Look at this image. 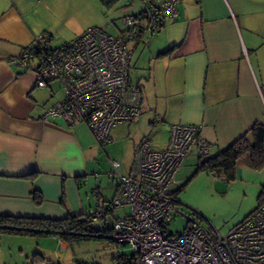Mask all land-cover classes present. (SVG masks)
<instances>
[{
    "label": "crops",
    "instance_id": "obj_1",
    "mask_svg": "<svg viewBox=\"0 0 264 264\" xmlns=\"http://www.w3.org/2000/svg\"><path fill=\"white\" fill-rule=\"evenodd\" d=\"M106 8L101 0H0V214L60 218L85 212L79 196L68 199L64 191L78 188V178L88 175L99 149L96 141L83 123L44 118L50 106L33 92L27 74L33 65L19 67L12 61L39 34L63 43L89 27L106 29ZM175 8L177 16L166 19L149 39L142 34L131 41L129 76L134 72L137 81H131L140 91L141 106L133 130L126 127L129 141L134 149L142 134L153 130L166 135L164 145L152 143L163 150L170 125L200 124L212 157L254 123L264 124V0H177ZM139 44L146 48L135 56ZM119 125L110 129V139ZM197 160L191 155L183 165L196 166ZM236 178L251 181L253 192L259 188L255 209L264 169L254 170L242 160ZM235 184L216 194L211 181L207 192L209 197L237 190L245 195V187ZM33 191L42 196L41 209L34 205ZM107 202L101 199L97 206ZM66 245L60 242L62 248Z\"/></svg>",
    "mask_w": 264,
    "mask_h": 264
},
{
    "label": "built area",
    "instance_id": "obj_2",
    "mask_svg": "<svg viewBox=\"0 0 264 264\" xmlns=\"http://www.w3.org/2000/svg\"><path fill=\"white\" fill-rule=\"evenodd\" d=\"M149 1L139 16L124 18L126 38L95 26L50 47V36L39 34L31 49L13 59L19 67L33 65L36 88H46L51 81L60 84L63 99L48 107L44 118L68 124L81 121L103 147L113 126L139 117L141 95L129 76L133 50L126 40L138 37V31L149 39L166 19L177 16V0ZM201 129L200 124L170 125L163 150L143 138L134 147L125 175L118 173L119 162L109 159L120 188L106 209L128 210L113 221L110 237L117 249L129 245L132 255L127 264H264V202L223 235L196 223L180 235L169 230V217L177 212L173 192L180 168L191 155L208 156L209 143L201 138ZM103 216L99 210L95 219Z\"/></svg>",
    "mask_w": 264,
    "mask_h": 264
},
{
    "label": "rangeland",
    "instance_id": "obj_3",
    "mask_svg": "<svg viewBox=\"0 0 264 264\" xmlns=\"http://www.w3.org/2000/svg\"><path fill=\"white\" fill-rule=\"evenodd\" d=\"M142 9L141 0H112L109 7L105 9L108 19L107 27L104 29L111 35H123L126 38L125 31L127 26L124 23V18L131 14L139 13ZM142 40L144 41V38ZM131 41L126 40L128 47L133 46ZM60 44L51 41L49 46H59ZM143 47L142 44H139L138 48L134 50V55L136 56V54L146 48ZM27 74L31 75L35 85L34 70L30 68ZM130 77L133 82L137 81L134 72L130 73ZM33 92L40 95V98L44 99V101L47 99L49 103L47 107L51 106L52 102L63 99L64 96L63 90L57 81H51L47 89L35 87ZM79 122L83 123L81 121H77L76 123L78 124ZM127 126L130 127L131 132L135 124H121L116 127L115 132H113V129L110 133L112 138L103 146L104 148L98 144L92 133L89 132L99 148L94 153L93 165L88 175L82 178L81 185H78V188L71 187V189H65L64 191L68 199H72L76 195L77 198L79 196L80 208L82 209L83 206L85 212L95 209L97 204L101 202V199L110 201L114 197L115 186L119 182L116 179V172L109 164V159L119 162L118 173L122 175L128 174L134 158V149L130 144L131 141H129L131 135H128ZM143 135L151 140L153 146L156 148L157 146L164 145L166 141L164 133L153 130H147ZM191 163L186 162L180 168L176 176L179 184L184 183L195 172L196 166L195 164L191 165ZM109 172H112L111 177L109 176ZM236 180L233 181L236 183V186L240 189L245 187V195L242 190H237L238 192L234 194L228 193L225 196L223 194L216 195L223 192L227 188V184L220 178L206 176L204 172L196 174L184 186V189L178 193L177 201L179 204H177V212L173 211L168 220L170 232L174 235L183 234L187 230L188 224H191L188 223L187 218H191L201 227L216 230L223 235L233 225L244 219L255 207L259 188L256 186L253 192L254 188L252 189L251 181L245 184L243 182L239 183ZM211 181L215 184L214 192L216 194L213 197H209L210 193L207 192V186ZM95 192L100 193L101 199L98 203L96 202L98 195ZM41 204L34 205L37 209H41ZM89 206L93 209L90 210ZM62 208L65 209L63 205ZM127 211V208L114 209L113 215L120 218ZM190 227L191 225L187 228ZM92 228L94 229L92 235L95 238L66 243L65 248H62L60 242L53 236L34 238L26 235L1 234L0 264H118V258H123L124 256L125 259H129L131 257L132 251L129 245L121 246L117 249L115 244L109 240V235L105 233V223L94 222L92 223Z\"/></svg>",
    "mask_w": 264,
    "mask_h": 264
},
{
    "label": "trees",
    "instance_id": "obj_4",
    "mask_svg": "<svg viewBox=\"0 0 264 264\" xmlns=\"http://www.w3.org/2000/svg\"><path fill=\"white\" fill-rule=\"evenodd\" d=\"M111 1L112 0H101L106 7H109ZM132 16L136 17L139 16V14ZM138 32L140 35H138V37L133 36L130 40H139L142 31ZM49 40L51 39L49 38ZM25 49H31V47H24L21 51ZM170 51L171 49L164 51L159 55L167 54ZM197 159L196 170L193 175L174 189L173 194L175 201L177 200L178 193L184 189V186L191 180V178L200 172H207L214 177L220 178L226 184H229L236 180V168L238 163L242 160H245L254 170L260 171L264 169V124L258 122L254 123L242 135L236 138L227 147L220 150L215 156H207ZM81 181L82 179L78 178L79 184ZM117 186L116 194L120 188V184ZM32 198L35 204L42 203V196L37 191L32 192ZM109 202L110 201L107 203ZM263 202L264 187L260 191L258 204ZM105 204L96 206L92 211L84 212L82 214L68 213L60 218L0 214V235H26L34 238L53 236L60 242L71 243L83 239L95 238L94 235H92V232L94 231L92 223L100 222L105 223V233L109 235L108 238L111 241V225L115 219H118V217L113 215L114 210L107 211ZM99 210H103V214L105 213L106 217L103 216L101 220H96V212ZM189 225L192 226V223L188 224V226ZM187 227V230L191 228ZM117 261L118 264L128 263V259H125L124 256L123 258H118Z\"/></svg>",
    "mask_w": 264,
    "mask_h": 264
},
{
    "label": "water",
    "instance_id": "obj_5",
    "mask_svg": "<svg viewBox=\"0 0 264 264\" xmlns=\"http://www.w3.org/2000/svg\"><path fill=\"white\" fill-rule=\"evenodd\" d=\"M187 221L192 223V224L195 223V221L193 219H191V218H187Z\"/></svg>",
    "mask_w": 264,
    "mask_h": 264
},
{
    "label": "clouds",
    "instance_id": "obj_6",
    "mask_svg": "<svg viewBox=\"0 0 264 264\" xmlns=\"http://www.w3.org/2000/svg\"><path fill=\"white\" fill-rule=\"evenodd\" d=\"M141 36H142V35H141ZM141 36H140V38H141ZM140 38H139V39H140Z\"/></svg>",
    "mask_w": 264,
    "mask_h": 264
}]
</instances>
